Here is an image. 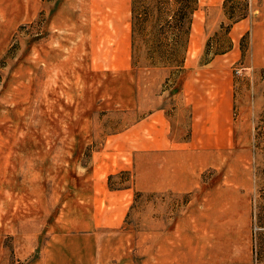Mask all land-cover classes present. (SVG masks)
Here are the masks:
<instances>
[{"label":"rangeland","instance_id":"rangeland-1","mask_svg":"<svg viewBox=\"0 0 264 264\" xmlns=\"http://www.w3.org/2000/svg\"><path fill=\"white\" fill-rule=\"evenodd\" d=\"M74 4L0 0V264H264V53L250 31L232 68L238 144L226 163L187 193L108 198L120 224L98 223L112 205L81 187L93 155L180 92L200 0H132L129 72L76 59ZM254 14L250 0L212 9L200 64L232 51L234 25ZM130 178L112 174L109 187Z\"/></svg>","mask_w":264,"mask_h":264},{"label":"crops","instance_id":"crops-1","mask_svg":"<svg viewBox=\"0 0 264 264\" xmlns=\"http://www.w3.org/2000/svg\"><path fill=\"white\" fill-rule=\"evenodd\" d=\"M224 1L200 0L180 92L164 94L158 108L122 132L108 136L101 150L94 153L88 184L85 182L81 187L91 190L90 196L97 205L101 198L105 205L106 201L112 205L99 210L98 223L104 219L112 225L120 224L125 211L122 203L114 205L108 198H132L136 191L172 195L193 191L200 184L204 169L226 163L228 154L238 144L232 68L243 56L240 44L248 31L252 44L259 47L257 52L264 53V0H250L255 17L234 25L231 32L234 49L201 65L202 38L208 25L201 20H213L208 13L215 7L222 11ZM68 4L65 2L64 9H68ZM62 8L56 12L54 21L64 16ZM72 9L66 19L75 22L76 59L80 56L92 70L129 72L133 62L132 0H75ZM249 57L250 51L248 60ZM188 110L189 118L185 114ZM119 172L130 173V183L127 188L114 191L109 187V176Z\"/></svg>","mask_w":264,"mask_h":264}]
</instances>
